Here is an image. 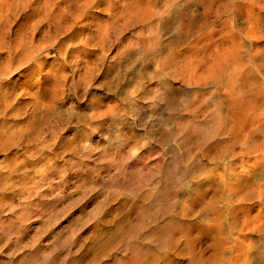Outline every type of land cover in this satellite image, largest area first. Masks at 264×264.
Instances as JSON below:
<instances>
[{
  "label": "bare ground",
  "instance_id": "bare-ground-1",
  "mask_svg": "<svg viewBox=\"0 0 264 264\" xmlns=\"http://www.w3.org/2000/svg\"><path fill=\"white\" fill-rule=\"evenodd\" d=\"M50 162L95 221L0 264H264V0H0V206Z\"/></svg>",
  "mask_w": 264,
  "mask_h": 264
},
{
  "label": "rangeland",
  "instance_id": "rangeland-1",
  "mask_svg": "<svg viewBox=\"0 0 264 264\" xmlns=\"http://www.w3.org/2000/svg\"><path fill=\"white\" fill-rule=\"evenodd\" d=\"M81 144V142L79 141V145ZM53 164V166H51L52 164ZM63 163V164H62ZM62 163H53V162H50V163H48L49 164V166H48V164L43 168V169H41V172H43V174L42 173H40V171H39V173L40 174H42L43 175V177H42V175H40L39 176V174H36V172H38L37 170H39V169H36V168H38V167H32V171H33V169L35 170L34 172H32L31 173V170L29 169V175H26V177H22V178H20V180L22 181H20V184L22 185V186H20L19 187V189H18V191L17 190H13V188L12 187H9V193H10V196H12L13 197V201H11V206H13L14 204V208H12L11 206L10 207H8L10 210H11V208L13 209V210H11V212H8V211H10L8 208H6V207H2V206H0V210L2 211H0V223H7V225H5V226H8V224L10 225V226H13L14 227V229H15V227L19 230V232L20 233H18L19 234V238H21V241H22V243L24 242V241H27V242H31V243H28V244H26L27 242H24L23 243V247H24V245L26 246V247H24V249H23V251L21 250V253H24L25 251L24 250H26V252L27 253H25L26 255H28V253L31 251V250H34V249H38V248H45V249H47V250H49V247H50V250H51V248L53 247V242L55 241V237H56V234L58 233V231H62L63 232V234H62V232L60 233V237H62V238H64V237H69L70 238V242H71V244L73 243V245H71L72 247H74L75 245V243L74 242H76V241H78L79 239H80V236H82V234L81 233H83L84 231H85V229L89 226L90 227V225H92L93 224V222L95 221L94 220V218H93V216H91V214L92 213H90L89 214V212H93L94 211V208H95V203H96V201H99V200H102V194L100 195L98 192H97V195H95L96 194V191H95V193H93V191L92 190H90V189H88V190H84L83 188L81 189V187H79V181H81V179L80 178H84V176L82 177L81 176V174H80V172L78 171L79 169L81 170V168L78 166L79 164H74V163H67V162H62ZM41 164H43V163H41ZM51 164V165H50ZM55 164V165H54ZM65 164H67V165H65ZM68 164H69V167H68ZM81 164V163H80ZM62 165V166H61ZM64 165V166H63ZM74 165V166H73ZM48 166V167H47ZM61 166V167H60ZM73 166V167H72ZM49 167H50V171H49ZM55 167H57V168H55ZM65 167V168H64ZM68 167V168H67ZM78 167V169H76ZM57 171L58 169V173L59 174H61L62 173V176L61 175H59L56 171L54 172V169ZM61 168H64V170L63 169H61ZM70 168V169H69ZM52 169V170H51ZM62 170H63V172H64V174H63V172H62ZM48 171V172H47ZM68 171L70 172L71 171V176L68 174ZM76 171V172H75ZM73 172V173H72ZM34 173V174H33ZM46 173H49V174H46V177H44V175ZM55 173V175L53 176V174ZM56 174H57V176L58 177H56ZM65 174H66V176H65ZM76 174V175H75ZM80 174V175H79ZM79 175V176H78ZM32 178H31V177ZM41 178H39V177ZM52 176V177H51ZM64 176V177H63ZM62 177H63V179H62ZM80 177V178H79ZM32 179V181H34V183L31 181V180H29V179ZM36 178V180H33V179H35ZM37 178H39V179H37ZM43 178V179H42ZM48 178V179H47ZM56 178V179H55ZM61 178V179H60ZM22 179H24V180H22ZM26 179H28V180H26ZM52 179V180H51ZM54 179V180H53ZM68 181H67V180ZM75 179H76V181H75ZM78 179V180H77ZM40 180V181H39ZM43 180V181H42ZM61 180V182L59 183V181ZM66 180V182H64ZM29 181V183H30V181L33 183V188H30V189H28V185H29V183H27ZM36 181L40 184V182H41V186L40 185H37L38 183H36ZM47 181V182H46ZM63 181V182H62ZM79 183H78V182ZM27 184H26V183ZM44 182V183H43ZM25 183V184H24ZM31 184V183H30ZM63 184V185H62ZM65 184H70V185H66L65 186ZM72 184V185H71ZM24 185H26V186H24ZM45 185V186H44ZM50 185H51V187L52 188H50ZM24 186V187H23ZM34 186H37V187H34ZM40 186V187H39ZM44 186V188H42ZM48 186V187H47ZM62 186H63V188H62ZM65 186V187H64ZM78 186V187H77ZM26 187H27V189H26ZM29 187H31V185H29ZM56 188L55 190H53V188ZM57 187L60 189V191L62 192V194L64 195V196H67V198L65 197L64 199H62L64 196L61 194V192H58V193H54V192H56V191H59V189H57ZM61 187V188H60ZM77 187V188H76ZM12 188V190H10ZM22 188V189H21ZM25 188V190H27V192L26 191H24V192H21V191H23V189ZM34 188H35V190H34ZM38 188V189H37ZM40 188V189H39ZM41 188H42V190H41ZM47 188H50L49 190H50V192H48L49 190L47 189ZM68 188H69V190H68ZM15 189V188H14ZM34 191H33V190ZM36 189L38 190V191H36ZM51 189H52V191H51ZM65 189V190H64ZM72 189H73V191H72ZM75 189V190H74ZM77 189H78V191H77ZM28 190H30V191H28ZM43 190H44V192H43ZM63 190V191H62ZM12 191V192H11ZM32 191V192H31ZM35 191H36V193H35ZM71 191V192H70ZM74 191H76L75 193H73ZM80 191V192H79ZM21 194H20V193ZM37 192H40L41 194H39V196L37 195ZM69 192V193H68ZM86 192L88 193V195L86 194ZM91 192V193H90ZM13 193H15V194H13ZM23 193V194H22ZM26 193V194H25ZM30 193V194H29ZM32 193H34V195L36 194V196L34 197V195L32 194ZM44 193V194H43ZM60 193V194H59ZM70 193H73V194H70ZM80 193V194H79ZM82 193V194H81ZM17 194H19V195H17ZM27 194H28V196H27ZM31 194L33 195V197L31 196ZM50 194H51V198H50ZM56 195V196H58V199H57V197L56 196H54V195ZM67 194H69V195H71V197L70 196H68ZM75 194V195H74ZM76 194H78V195H76ZM84 194V195H83ZM99 194V195H98ZM23 197V195L25 196V197H21V196ZM31 196V198H30V196ZM42 195V196H41ZM44 195V196H43ZM94 197H92V196ZM15 196H16V198H15ZM18 196H20V197H18ZM28 198H27V197ZM47 196H48V198H47ZM56 197V198H54V197ZM61 196V197H60ZM75 196H77V198L75 197ZM84 196V197H83ZM97 196V197H96ZM41 197H43L42 198V200H41ZM76 199H75V198ZM81 197V199H79ZM89 199H88V198ZM96 197V198H95ZM19 198V199H18ZM20 198L22 199V200H20ZM25 198V199H24ZM73 199V201H72V203L71 202H68L69 200L71 201L72 199ZM86 198H87V200H86ZM99 198V199H98ZM29 199V201H27ZM40 199V200H39ZM47 199H49V201L47 200ZM65 199H66V201H65ZM68 199V200H67ZM79 199V201H77ZM93 199H95V201L93 200ZM17 200V201H16ZM18 200H20V201H18ZM24 200H26V201H24ZM47 200V201H46ZM60 200V201H59ZM62 200H64V201H62ZM83 200H85V202L83 201ZM91 200V201H90ZM21 201L23 202V204H24V206L26 207H28V209L30 210L31 209V207H32V209H31V211L32 212H34V213H32L31 214V212L29 211V210H27V209H25L24 208V206L23 207H21ZM33 201V203H31ZM39 201V202H38ZM44 201H46V203H48V204H46ZM51 201V202H50ZM58 201V202H57ZM61 201H62V205H61ZM74 201H75V203H76V205L75 206H79V207H74ZM77 201V202H76ZM83 202V203H81V202ZM87 201V202H86ZM20 204H19V203ZM26 202H27V204H26ZM29 202V203H28ZM37 202L42 206V203H43V205L44 206H42L43 208H45V207H47V208H45V209H43L42 207V209H41V211L40 212H38V210H40L39 208V204H37ZM41 202V203H40ZM80 202V203H79ZM16 203H18V204H16ZM53 205V207H52V205ZM56 203V204H55ZM60 205V207H59V205ZM70 203V204H69ZM88 203V204H87ZM13 204V205H12ZM30 204V205H29ZM32 204V205H31ZM35 204L37 205V206H35ZM50 204V205H49ZM79 204V205H78ZM39 205V206H38ZM46 205V206H45ZM48 205V206H47ZM54 205H56V208H55V206ZM68 205H70V206H68ZM72 205V206H71ZM20 208H19V207ZM49 206L51 207V208H49ZM63 206V207H62ZM80 206H83V207H80ZM2 207V208H1ZM18 209H17V208ZM26 207V208H27ZM34 207H36V208H34ZM62 207V208H61ZM74 207V210L73 209H70V208H73ZM85 207V208H84ZM87 207V208H86ZM92 209H91V208ZM6 208V209H5ZM23 208V209H22ZM59 208V209H58ZM78 208H80V209H78ZM17 209V210H16ZM37 209V210H36ZM47 209H51L50 211L49 210H47ZM57 209V210H56ZM64 209V210H63ZM87 209V210H86ZM88 209H90V210H88ZM4 210H8L7 212V214L5 215V211ZM26 210H27V213H26ZM34 210V211H33ZM62 210V211H61ZM68 210V211H67ZM80 210V212H78ZM17 211V212H16ZM20 211V212H19ZM21 211H23V212H21ZM44 211V212H43ZM45 211H47V212H45ZM59 211H61V212H59ZM86 211V212H85ZM12 212H13V214H12ZM24 212H25V214H24ZM48 212H50V213H53V214H49ZM56 212V213H55ZM63 212V213H62ZM68 212L69 214H66V213ZM1 213H2V215H1ZM4 213V214H3ZM22 213V216H26V218H28V220L27 221H25V217L24 218H22V216L20 215V214ZM31 215H30V214ZM37 213H39V214H37ZM42 213V214H41ZM45 213V214H44ZM46 213H48V214H46ZM58 213V214H57ZM79 213H81V214H79ZM84 213V214H83ZM88 213V214H87ZM94 213V212H93ZM17 214V217L15 216ZM18 214H19V216H18ZM34 214V215H33ZM36 214V215H35ZM73 214V215H72ZM38 215V216H37ZM49 216V215H52V216H50V217H47V216ZM64 215H66V216H64ZM75 215H76V217H75ZM83 215V216H82ZM5 216V217H4ZM12 216V217H11ZM13 216H15V217H13ZM28 216V217H27ZM32 217V218H29V217ZM64 216V217H63ZM22 218V219H20V218ZM39 217V218H38ZM41 217V218H40ZM69 217V218H68ZM10 218H12V219H10ZM15 218V219H14ZM18 220H17V219ZM33 218H35V219H33ZM48 218V219H47ZM49 218H51V219H49ZM75 218V219H74ZM3 219V220H2ZM5 219V220H4ZM9 219V220H8ZM78 221H77V220ZM91 219H93V220H91ZM8 220V221H7ZM12 220H15V221H13V225H11L12 223L11 222H9V221H12ZM34 221V223H33V221ZM42 220V221H41ZM44 220H47V221H49L50 220V224H48L47 223V221H44ZM73 222H72V221ZM80 220V221H79ZM82 220H83V222H82ZM17 221V222H16ZM19 221V222H18ZM22 221V222H21ZM25 221V222H24ZM28 221H30L29 223H28ZM52 221V222H51ZM63 221V222H62ZM85 221V222H84ZM39 222V223H38ZM47 224H46V223ZM54 222H56V224H55V227H53L54 226V224H52V223H54ZM90 222V223H89ZM11 223V224H10ZM16 223V224H15ZM23 223H25V224H23ZM26 223H28V224H26ZM42 223L43 224H45L46 226L48 225H52L51 227L49 226H47V227H45V225H42ZM61 223V224H60ZM22 226H21V225ZM85 224H86V226H85ZM89 224V225H88ZM37 225H39V226H41V228L39 229V226H37ZM66 225H67V227H68V229H66ZM74 225H76V226H74ZM18 226V227H17ZM27 226V227H26ZM83 226H85V227H83ZM32 227V228H31ZM38 227V232L36 231V229L35 228H37ZM53 227V228H52ZM62 227H64V228H62ZM81 227V228H80ZM21 228V229H20ZM24 228V229H23ZM50 228V229H49ZM83 228V229H82ZM23 229V230H22ZM26 229V230H25ZM31 229V230H30ZM34 229V230H33ZM44 229H45V231H44ZM47 229V230H46ZM49 229V230H48ZM52 229V230H51ZM67 230V231H65V230ZM71 229H76V230H74L75 232H74V236L73 237H71V232L73 231V230H71ZM41 230H43V231H41ZM51 230V231H50ZM64 230V231H63ZM79 230V231H78ZM82 230V231H81ZM30 231H32V232H30ZM34 231H36V233L34 232ZM46 231H47V233H46ZM56 231H57V233H56ZM77 231V232H76ZM27 232H28V234H27ZM39 232H43V234L44 235H41V233H39ZM49 232V233H48ZM31 233H33V235L31 234ZM40 235H39V234ZM55 233V234H54ZM34 234H35V236H34ZM53 234V235H52ZM39 236V237H41V238H37L36 236ZM49 235V236H48ZM61 235H63V236H61ZM52 236H53V238H52ZM35 237L37 238V239H35ZM46 237H48V238H46ZM77 237V238H76ZM31 240H30V239ZM45 238V239H44ZM4 239H5V237H3L1 234H0V241L2 242V241H4ZM27 239V240H26ZM30 241H29V240ZM43 239V240H42ZM50 239V240H49ZM53 241H52V240ZM77 239V240H76ZM40 240H41V243H40ZM50 242H49V241ZM14 240H12V243L11 242H9L10 244L8 245V248H11V246H12V249H13V244H14V242H13ZM39 241V242H38ZM44 243V247H43V243ZM47 242V243H46ZM53 244H52V243ZM33 243V244H32ZM35 244V245H34ZM28 245H30V246H28ZM31 245L33 246V247H31ZM37 245V246H36ZM46 245H48V247L46 248ZM42 246V247H41ZM22 247V248H23ZM35 247V248H34ZM25 248H27V249H25ZM29 248H32V249H29ZM44 249V250H45ZM24 254V255H25ZM26 257V256H25ZM28 257V256H27ZM40 259H41V257H39ZM38 258V259H39ZM18 259H20V260H18ZM18 259L16 258V260H17V263H18V261H19V263L20 264H31L30 263V260H29V257H28V261H25V260H27V259H25V260H23V262L21 261V256L20 257H18ZM6 260H7V258H6ZM21 261V262H20ZM25 262H27V263H25ZM10 264V263H9Z\"/></svg>",
  "mask_w": 264,
  "mask_h": 264
}]
</instances>
